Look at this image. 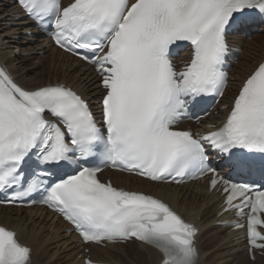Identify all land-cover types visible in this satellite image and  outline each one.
<instances>
[{
  "label": "snow or ice",
  "instance_id": "1",
  "mask_svg": "<svg viewBox=\"0 0 264 264\" xmlns=\"http://www.w3.org/2000/svg\"><path fill=\"white\" fill-rule=\"evenodd\" d=\"M16 3L58 48L92 66L104 92L102 123L72 87L25 88L0 67V192L12 193L0 203L17 204L40 192V202L85 243L135 238L161 254L160 264H198L192 224L161 199L102 182L101 166L84 165L99 159L104 167L176 184L211 173L210 186L226 194L224 210L246 216L249 243L264 247L257 244L264 241L258 230L264 226V162H256L257 156L264 160V60L242 82L222 125L209 124L205 133L177 127L190 103L224 95L226 34L264 22V0ZM181 41L192 52L178 70L170 57ZM208 147L245 182L210 167ZM0 264H33L31 248L4 225Z\"/></svg>",
  "mask_w": 264,
  "mask_h": 264
},
{
  "label": "bare ground",
  "instance_id": "2",
  "mask_svg": "<svg viewBox=\"0 0 264 264\" xmlns=\"http://www.w3.org/2000/svg\"><path fill=\"white\" fill-rule=\"evenodd\" d=\"M12 5L10 0H0V63L14 77V80L25 88L63 83L82 93L94 106L101 90L91 70L81 67L68 55L50 49L44 42H40L37 36L28 38L26 33L31 29L28 25L24 27L26 23L20 20L19 13ZM11 23H13V29L9 26ZM12 33L17 34L19 38L17 43L20 46L17 49L20 50L19 55L23 57L14 58L11 55L10 48L13 41L10 34ZM235 39L237 37H233V42H237ZM32 43L37 44L32 45ZM35 52H42L43 55L29 56ZM46 52L48 56L44 55ZM263 56L264 36H258L246 43L241 61L232 76L236 74V79H240L251 71ZM30 60L38 61V64L34 65L29 62ZM231 91L230 86L226 91L225 102L231 96ZM225 113L220 112L221 115ZM115 177L119 178L124 186L135 187L136 190L156 195L167 201L182 217L199 228L196 238L198 264H251L242 252L243 242L240 239L236 241L237 234L227 233L226 229L214 225L217 221L215 218L216 197L207 195L200 186L190 184L171 187L151 184L119 173H115ZM0 224L16 231L20 241L31 248L33 264H82L81 259H76L81 252L79 245L76 244V238L64 233L66 226L63 223L38 208L22 210L0 207ZM52 244L55 246L53 248L55 251L50 253ZM207 246L215 247L212 252L214 255L206 254L207 256L203 258L204 248ZM89 249L93 261L108 264H159L161 259L156 251L138 243L110 245L104 248L91 246ZM210 259H212L211 262ZM234 260H236L235 263H233ZM254 264H264V259L257 257Z\"/></svg>",
  "mask_w": 264,
  "mask_h": 264
},
{
  "label": "rangeland",
  "instance_id": "3",
  "mask_svg": "<svg viewBox=\"0 0 264 264\" xmlns=\"http://www.w3.org/2000/svg\"><path fill=\"white\" fill-rule=\"evenodd\" d=\"M2 1H6V0H2ZM1 3H3V2H1ZM3 4H5V3H3ZM1 7V6H0ZM15 40V39H14ZM16 41V40H15ZM17 45L16 44H14V47L13 48H11V51H12V54H16V56L15 57H18V58H20V57H23V55L21 56V55H19V50L18 49H15V47H16ZM47 55V54H46ZM26 56V55H25ZM48 56V55H47ZM30 57H36L35 55H31ZM30 63H33L34 65H37L38 64V61H35V60H30L29 61ZM55 246H54V244H52L51 245V248L52 249H50V253L51 252H54L55 251V249H53ZM208 252V253H207ZM207 252H206V254H209V253H211V252H213V249L212 248H208L207 249ZM49 253V254H50ZM132 253H134V251H132ZM264 259V258H263ZM211 260L212 259H210V262H211Z\"/></svg>",
  "mask_w": 264,
  "mask_h": 264
}]
</instances>
